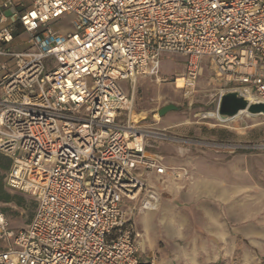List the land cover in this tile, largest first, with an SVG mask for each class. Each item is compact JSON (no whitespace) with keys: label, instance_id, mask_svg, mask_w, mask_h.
<instances>
[{"label":"built area","instance_id":"1","mask_svg":"<svg viewBox=\"0 0 264 264\" xmlns=\"http://www.w3.org/2000/svg\"><path fill=\"white\" fill-rule=\"evenodd\" d=\"M13 2H0V57L14 59V68L0 61V153L12 159L7 186L36 209L17 230L0 212V264H156L140 259L123 204L147 189L144 170L169 169L176 181L191 173L149 152L147 138L162 133L134 118L124 83L161 80L163 55L181 54L183 87L193 86L209 56L226 91L264 102V0H34L17 14L30 34L23 51L7 47ZM69 14L74 31L55 32Z\"/></svg>","mask_w":264,"mask_h":264},{"label":"rangeland","instance_id":"2","mask_svg":"<svg viewBox=\"0 0 264 264\" xmlns=\"http://www.w3.org/2000/svg\"><path fill=\"white\" fill-rule=\"evenodd\" d=\"M76 19L75 14H69L52 24V27L55 32L74 31ZM30 47V34L21 33L9 49L23 51ZM5 60L8 58L0 57V61ZM8 63L14 68V59L8 60ZM161 66L160 81L149 77L146 78V83L137 82L132 110L134 114L145 111L142 115H147V118L139 123H143L147 130L162 133V135L151 133L152 136L147 138V143L149 152L159 155L165 166L187 167L191 173L188 164L193 159V153L201 156L209 152L225 155L227 158L238 155L264 156V148L231 150L221 147L220 144L224 143L264 144V115L245 111L230 120L215 116L218 114L221 92L230 89L231 86L223 85L217 78L209 56L203 57L202 69L195 84L185 88L182 87V83L176 85V78L186 70L183 55L164 54ZM124 86L131 88L128 82H125ZM171 103L177 105L178 109L160 116L159 109ZM47 165L52 166V164ZM169 171L168 169L165 175L155 174L156 177L162 176L161 180L158 177H148V173L144 175L147 189L137 199L126 200L124 207L130 211L129 218L135 229L144 233L143 236L141 235L140 259H143V255L154 254L158 264H181L189 260L190 254L186 246L178 245L168 217L179 214L184 219L181 223V231L186 233L189 230L185 218L192 212V207L189 203L190 199L185 195L188 190L186 184L192 179V175L186 181H176L172 179ZM257 177L263 176L258 174ZM170 182L179 183L180 195H174L175 191L170 189ZM13 193L32 200L31 196L23 192ZM144 203H148L149 206L151 203L152 206L156 204L157 207L146 208ZM148 210L149 216L143 217V213ZM0 211L6 216L8 226L20 228L28 224L34 207L30 203L27 206L0 203ZM163 217L167 218V222ZM3 242L4 240L0 239V249L3 245L5 247L6 243Z\"/></svg>","mask_w":264,"mask_h":264},{"label":"crops","instance_id":"3","mask_svg":"<svg viewBox=\"0 0 264 264\" xmlns=\"http://www.w3.org/2000/svg\"><path fill=\"white\" fill-rule=\"evenodd\" d=\"M8 1L0 0L1 3ZM13 1L7 9V14L12 21L17 20V30L15 40L7 47L15 44L18 35L27 33L18 21L17 14L24 12L34 2V0ZM211 64L215 70L212 61ZM149 77L156 78L141 76L137 82L146 83L145 80ZM137 82L135 85L129 84L130 89L124 86L133 97V101ZM220 82L225 84L221 80ZM143 112L145 111L134 114L132 110L134 118L139 122L147 118V115H142ZM152 155L160 158L155 153ZM192 155L193 159L188 164L191 168L192 179L187 182L188 184L185 183L188 188L185 196L190 199L189 203L192 207V212L185 218L189 230L186 233L181 231V223L184 219L179 214H172L168 217L178 245L186 246L188 254H190L189 260L181 264H206L209 262L215 264H264V156L238 155L227 158L225 155L209 152L201 156H196L195 153ZM11 166L12 159L0 153V182L3 183L6 191L13 193L16 190L10 189L6 184V175ZM144 173L145 176L148 173L150 178L156 177L155 171H145ZM258 174L263 177H257ZM157 177L159 180L163 179L162 176L157 175ZM169 184L171 185L170 189L175 191L174 195H180L179 183L170 182ZM193 213L195 214L193 215ZM143 215V217L149 216V210L145 211ZM163 219L167 222L166 217ZM9 228L17 230L23 227L12 228L9 226ZM136 230L140 236H143V231ZM3 248L4 245L1 249ZM153 256L158 264V259L154 254L143 255V259Z\"/></svg>","mask_w":264,"mask_h":264},{"label":"water","instance_id":"4","mask_svg":"<svg viewBox=\"0 0 264 264\" xmlns=\"http://www.w3.org/2000/svg\"><path fill=\"white\" fill-rule=\"evenodd\" d=\"M178 109V106L171 103L159 109L160 116L167 112ZM243 110L251 113H264L263 101H251L238 90H227L219 99L217 112L222 119L234 118Z\"/></svg>","mask_w":264,"mask_h":264},{"label":"trees","instance_id":"5","mask_svg":"<svg viewBox=\"0 0 264 264\" xmlns=\"http://www.w3.org/2000/svg\"><path fill=\"white\" fill-rule=\"evenodd\" d=\"M0 202H4L7 204L11 203V204H15L16 206H27V204L30 203V205H32L34 207L32 217H33L35 209H36V200L34 198H32V200H28L24 195L17 194V193H10V192L5 190L2 182H0ZM32 217H31V219H32Z\"/></svg>","mask_w":264,"mask_h":264},{"label":"bare ground","instance_id":"6","mask_svg":"<svg viewBox=\"0 0 264 264\" xmlns=\"http://www.w3.org/2000/svg\"><path fill=\"white\" fill-rule=\"evenodd\" d=\"M180 76V80H179V82L181 81V83H182V87L184 86L183 85V81H184V79H183V76H181V75H179ZM158 81H160V80H158ZM179 85V84H178ZM177 85V86H178ZM247 98L249 99V100H251V101H257L258 100V98L255 96V95H253V94H247ZM245 111H247V112H249L248 110H243V111H241L240 113H239V115H241V114H243V113H245ZM218 113V112H217ZM249 113H251V112H249ZM251 114H255V115H264V113H251ZM215 116H217L218 118H220L219 117V114H217V115H215ZM238 116V115H237ZM236 116V117H237ZM235 118V117H234ZM222 119V118H221ZM230 119H232V118H228V119H224V120H230ZM155 196V195H154ZM152 206V203L150 204V206H149V204H148V206L147 207H151ZM156 204L155 205H153L152 206V209H156Z\"/></svg>","mask_w":264,"mask_h":264}]
</instances>
